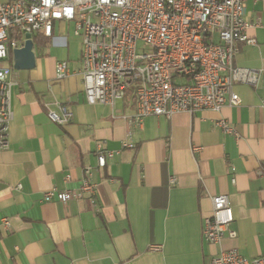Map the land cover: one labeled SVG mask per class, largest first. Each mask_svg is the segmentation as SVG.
Returning <instances> with one entry per match:
<instances>
[{
  "label": "crops",
  "instance_id": "obj_1",
  "mask_svg": "<svg viewBox=\"0 0 264 264\" xmlns=\"http://www.w3.org/2000/svg\"><path fill=\"white\" fill-rule=\"evenodd\" d=\"M245 16L254 23L247 33L255 43L240 45L234 65L261 77L256 87L233 85L241 104L148 116L140 125L130 94L114 105L86 101L82 39L72 23L56 22L52 37L40 33L33 69L13 68L11 55L13 118L0 149V264H209L222 248L264 255V0H246ZM62 60L69 75L57 79ZM55 102L72 111L69 123L48 117V105L59 112ZM221 119L238 137L217 125ZM126 140L135 147L123 148ZM99 142L119 153L96 171L97 203L44 201L54 187L80 186L84 168L97 167ZM193 146L201 150L193 153ZM219 194L229 197L237 237L212 244L203 225Z\"/></svg>",
  "mask_w": 264,
  "mask_h": 264
},
{
  "label": "built area",
  "instance_id": "obj_2",
  "mask_svg": "<svg viewBox=\"0 0 264 264\" xmlns=\"http://www.w3.org/2000/svg\"><path fill=\"white\" fill-rule=\"evenodd\" d=\"M246 0H9L0 2V149L8 145L13 118L11 75L13 68L2 64L13 50L38 33L52 37L54 24L72 23L82 39L81 74L86 101L110 104L132 95L136 124L148 116L171 118L177 113L220 111L225 105L238 106L235 83L256 87L261 71L238 67L234 59L242 43L254 44L247 31L254 25L245 16ZM258 1V0H254ZM69 75L68 61L56 64V78ZM48 105V117L59 125L69 123L72 111L55 102ZM264 107V99L262 100ZM227 133L238 137L226 119L218 121ZM130 140L123 148H134ZM201 150L193 146V153ZM119 151L103 142L96 148L97 167L84 168L80 186L56 187L45 191L43 200L68 202L88 198L97 203L95 174ZM171 176V184H176ZM21 187V185H19ZM213 210L204 219L203 237L220 244L225 237H237L228 195L212 197ZM6 229L10 219L3 217ZM209 264H264V255L244 256L239 249H221Z\"/></svg>",
  "mask_w": 264,
  "mask_h": 264
},
{
  "label": "water",
  "instance_id": "obj_3",
  "mask_svg": "<svg viewBox=\"0 0 264 264\" xmlns=\"http://www.w3.org/2000/svg\"><path fill=\"white\" fill-rule=\"evenodd\" d=\"M26 41L20 48L13 50V68L30 70L36 66L35 42L31 33H26Z\"/></svg>",
  "mask_w": 264,
  "mask_h": 264
},
{
  "label": "rangeland",
  "instance_id": "obj_4",
  "mask_svg": "<svg viewBox=\"0 0 264 264\" xmlns=\"http://www.w3.org/2000/svg\"><path fill=\"white\" fill-rule=\"evenodd\" d=\"M70 40L72 42V44L76 47L79 46V43L81 42V40L79 38H76L74 35H73V32H71V35H70ZM74 42V43H73ZM2 64H7V61H3L1 62ZM9 64V63H8ZM10 65V64H9Z\"/></svg>",
  "mask_w": 264,
  "mask_h": 264
},
{
  "label": "trees",
  "instance_id": "obj_5",
  "mask_svg": "<svg viewBox=\"0 0 264 264\" xmlns=\"http://www.w3.org/2000/svg\"><path fill=\"white\" fill-rule=\"evenodd\" d=\"M43 36L40 35V33H38L37 35L34 36V42L36 45H43Z\"/></svg>",
  "mask_w": 264,
  "mask_h": 264
}]
</instances>
